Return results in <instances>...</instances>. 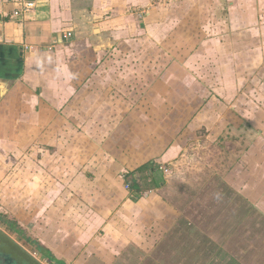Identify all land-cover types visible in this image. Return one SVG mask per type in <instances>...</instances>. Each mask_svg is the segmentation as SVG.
<instances>
[{"label":"crops","instance_id":"obj_1","mask_svg":"<svg viewBox=\"0 0 264 264\" xmlns=\"http://www.w3.org/2000/svg\"><path fill=\"white\" fill-rule=\"evenodd\" d=\"M243 127L264 145V0H0V224L49 263L160 264L188 141Z\"/></svg>","mask_w":264,"mask_h":264},{"label":"rangeland","instance_id":"obj_2","mask_svg":"<svg viewBox=\"0 0 264 264\" xmlns=\"http://www.w3.org/2000/svg\"><path fill=\"white\" fill-rule=\"evenodd\" d=\"M246 132L202 128L188 141L170 179L186 220L160 246V264H264V145L257 130ZM11 229L0 224V232L51 264Z\"/></svg>","mask_w":264,"mask_h":264},{"label":"flooded vegetation","instance_id":"obj_3","mask_svg":"<svg viewBox=\"0 0 264 264\" xmlns=\"http://www.w3.org/2000/svg\"><path fill=\"white\" fill-rule=\"evenodd\" d=\"M36 251L42 256L40 250L36 249ZM0 264L43 263L31 251L25 249L19 242L14 241L10 235L0 232Z\"/></svg>","mask_w":264,"mask_h":264},{"label":"trees","instance_id":"obj_4","mask_svg":"<svg viewBox=\"0 0 264 264\" xmlns=\"http://www.w3.org/2000/svg\"><path fill=\"white\" fill-rule=\"evenodd\" d=\"M157 168L158 167L156 166V164L154 162H149V163L145 164L144 166H142L141 168L136 170V172L128 174V176H127L128 183L134 189V191H136V193H139V194L146 192V191H151L155 188L160 187V184L156 178H154L152 176L151 181L148 182L147 181L148 178L144 175L145 173L153 172ZM136 175L140 176L141 182H142L141 184L137 183V180H136L137 178H135ZM130 186H129V189H130ZM1 221H2L3 225H6L12 229L18 227L16 229H14V231L16 233H21V230H20L21 228L16 223L10 222V221L4 220V219H2ZM37 247L40 248L38 245H37ZM40 250H41V248H40Z\"/></svg>","mask_w":264,"mask_h":264},{"label":"built area","instance_id":"obj_5","mask_svg":"<svg viewBox=\"0 0 264 264\" xmlns=\"http://www.w3.org/2000/svg\"><path fill=\"white\" fill-rule=\"evenodd\" d=\"M167 1H173V0H159V2H167ZM32 6V4L29 5V7ZM15 15L18 16L19 12H15ZM68 36H71V34H69ZM165 172H167V170H164ZM127 189H129V186L126 187Z\"/></svg>","mask_w":264,"mask_h":264}]
</instances>
